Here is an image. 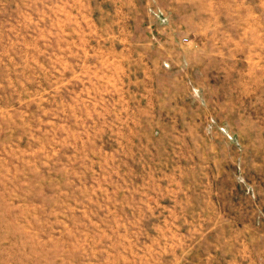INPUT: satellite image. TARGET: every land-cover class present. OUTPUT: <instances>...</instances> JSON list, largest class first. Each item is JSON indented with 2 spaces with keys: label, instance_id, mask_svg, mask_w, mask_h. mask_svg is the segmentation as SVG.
Listing matches in <instances>:
<instances>
[{
  "label": "rangeland",
  "instance_id": "1",
  "mask_svg": "<svg viewBox=\"0 0 264 264\" xmlns=\"http://www.w3.org/2000/svg\"><path fill=\"white\" fill-rule=\"evenodd\" d=\"M0 264H264V0H0Z\"/></svg>",
  "mask_w": 264,
  "mask_h": 264
}]
</instances>
